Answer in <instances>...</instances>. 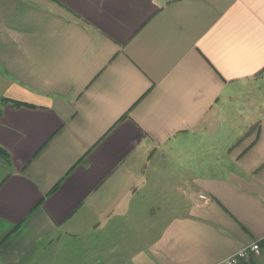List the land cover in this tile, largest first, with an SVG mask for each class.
I'll return each instance as SVG.
<instances>
[{
	"label": "crops",
	"instance_id": "1",
	"mask_svg": "<svg viewBox=\"0 0 264 264\" xmlns=\"http://www.w3.org/2000/svg\"><path fill=\"white\" fill-rule=\"evenodd\" d=\"M263 72L264 0H0V264L263 257Z\"/></svg>",
	"mask_w": 264,
	"mask_h": 264
},
{
	"label": "rangeland",
	"instance_id": "2",
	"mask_svg": "<svg viewBox=\"0 0 264 264\" xmlns=\"http://www.w3.org/2000/svg\"><path fill=\"white\" fill-rule=\"evenodd\" d=\"M256 95L264 96V72L255 77L251 83L242 84L240 87L236 88L235 94L227 100L226 114L223 116V122L218 126H223L228 129L246 128L250 121L249 116L251 115L249 112L252 106V100ZM213 125L215 126V123L211 124V126ZM235 133L237 135V132ZM130 182L131 181L129 180L128 184ZM154 202H157V200H154L153 198L147 200V204H153ZM261 257L262 250L259 255H249L247 259L243 260L240 264H264V254L263 257Z\"/></svg>",
	"mask_w": 264,
	"mask_h": 264
},
{
	"label": "built area",
	"instance_id": "3",
	"mask_svg": "<svg viewBox=\"0 0 264 264\" xmlns=\"http://www.w3.org/2000/svg\"><path fill=\"white\" fill-rule=\"evenodd\" d=\"M260 253H261V248H260L259 243H254L250 247L243 249L237 254L222 261L220 264H240L243 260L247 259L249 255L251 254L259 255Z\"/></svg>",
	"mask_w": 264,
	"mask_h": 264
},
{
	"label": "trees",
	"instance_id": "4",
	"mask_svg": "<svg viewBox=\"0 0 264 264\" xmlns=\"http://www.w3.org/2000/svg\"><path fill=\"white\" fill-rule=\"evenodd\" d=\"M14 105H15V106H20L19 103H14ZM0 154L6 156V154H5L4 151H2V150H0ZM6 157H7V156H6Z\"/></svg>",
	"mask_w": 264,
	"mask_h": 264
}]
</instances>
